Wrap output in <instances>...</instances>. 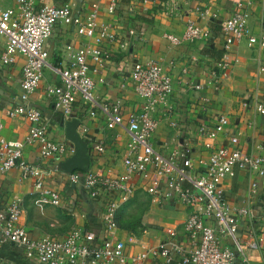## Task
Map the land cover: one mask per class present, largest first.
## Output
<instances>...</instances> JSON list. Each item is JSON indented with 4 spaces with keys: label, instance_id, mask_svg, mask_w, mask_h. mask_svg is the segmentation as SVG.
Returning <instances> with one entry per match:
<instances>
[{
    "label": "crops",
    "instance_id": "crops-1",
    "mask_svg": "<svg viewBox=\"0 0 264 264\" xmlns=\"http://www.w3.org/2000/svg\"><path fill=\"white\" fill-rule=\"evenodd\" d=\"M63 1L40 0L41 3L58 5ZM70 1L83 15L97 4L98 21L109 24L115 34L114 41L105 42L110 56L106 68L93 74L99 100L112 102L120 98L128 116L140 111L144 103L130 79L137 62L157 61L163 71L171 75L173 93L155 112L160 120L154 138L159 151L168 156L184 153L191 157L195 168L200 169L208 162L212 149L207 145V139L198 133V127L202 123L214 124L220 116L225 115L229 118V132L218 134L212 141V147L228 144L229 137L233 135L239 138L241 147L247 153H264V115L256 109L258 102H264V80L259 72V66H264V50L257 44H250L248 36L231 44L228 46L231 65L226 75L220 73L219 82L213 80L214 84L208 83V80H212L215 63L226 49L221 34L223 21L242 5L250 14L248 26L251 33L259 36L264 29V0H150L146 4L118 0L114 13L108 10L112 0ZM15 4L16 0H0L2 8ZM190 20L210 28L211 36L207 40L172 44L166 35H183ZM90 41L78 33L74 24L59 22L46 44L51 64L57 68L66 66V47L72 45L80 48ZM5 46L6 38L0 35V53ZM25 62V57L19 56L12 66L0 68L1 134L8 139L25 140L32 125L26 117H10L5 111L7 106L20 101V82ZM61 82L59 73L46 67L40 87L29 100L30 104L42 110L50 135L54 139L75 144L67 133L68 127L74 125L87 145L86 154L90 163L86 171L112 176L127 173L124 158L131 138L126 128H108L104 115L91 116L85 111L81 100L76 103L73 115L65 118L54 109L52 98L46 92L47 85H60ZM98 144L104 146L103 152L96 149ZM24 156L34 164L52 170L46 177V183L60 191L62 205L41 202L35 193L33 179H23L20 168H14L2 177L0 207L4 208L14 200L20 201L24 209L20 222L35 239L45 236L63 239L78 226L101 238L105 201L91 199L80 184L70 181L69 172L61 165L67 157L42 160L37 144H26ZM177 157L180 158V155ZM253 179H259V188L250 204L259 214L264 204V177L259 178L248 170H235L223 179L222 186L232 203L243 204L249 197ZM147 185L141 176L136 175L134 193L117 213L118 218L139 219L136 229L119 225L117 230V236L125 242L128 254L165 244L169 240L168 228L176 229L178 240L186 242L184 224L189 208L177 200L158 201L145 190ZM258 217L252 222L241 220L239 234L245 254L256 264H264V240L256 249L249 245L254 238L264 234V223L262 225ZM207 221L213 223L211 219ZM224 241L234 247L231 238L224 237ZM241 255L238 254V259ZM0 264L40 262L28 258L23 249L16 245L0 241ZM144 264L164 263L161 259H148Z\"/></svg>",
    "mask_w": 264,
    "mask_h": 264
},
{
    "label": "built area",
    "instance_id": "built-area-1",
    "mask_svg": "<svg viewBox=\"0 0 264 264\" xmlns=\"http://www.w3.org/2000/svg\"><path fill=\"white\" fill-rule=\"evenodd\" d=\"M132 1L146 4L150 0ZM117 4L118 0L111 1L110 13L115 12ZM249 15L240 5L223 21L221 34L226 49L215 63L209 84H214L213 80L219 82L220 73L226 75L231 65L228 50L231 44L248 36L250 44H257L264 50V29L259 36L252 34L248 26ZM98 20L97 4L83 15L70 0H64L60 5L41 3L40 0H16L14 6L0 7V35L6 38L5 49L0 53V68L12 66L19 56L26 59L20 82V101L7 106L5 111L10 117H26L32 124L25 140L8 139L1 134L3 120L0 117V195L4 174L20 168L23 179H33L35 193L41 202L62 205L60 191L46 183L52 170L34 164L24 156L26 144H37L42 160L56 156L67 157V160L76 153L73 144L50 135L42 110L29 103L31 94L41 85L46 67L56 70L62 80L60 85L46 86L56 111L70 118L76 103L81 100L91 116L102 113L108 128H126L131 138L124 158L127 173L112 176L76 170L67 174L73 184H80L89 193L91 199L105 201L101 238L79 226L63 239L50 236L32 238L20 222L23 206L14 200L4 208L0 207V241L23 249L28 258H35L40 264H144L148 259H161L164 264H256L245 254L239 230L241 220L252 222L259 216L258 220L262 225L264 223V204L259 214L250 204L258 192L259 179L251 181L249 197L243 204L232 203L226 197L222 182L235 170H248L259 178L264 177V153H247L239 138L233 135L228 144L212 147L218 134L229 132V118L225 115L214 124L202 123L198 127V133L207 139V145L212 149L208 162L199 170L191 157L184 153L168 156L159 151L154 143L160 125L155 112L173 93L172 77L157 61L137 62L130 79L136 94L143 99L141 110L127 116L120 98L112 102L99 100L93 74L106 68L110 56L105 42L114 41L115 34L109 24ZM59 22L74 24L78 33L91 41L80 48L68 45L67 64L57 68L50 62L46 44ZM211 34L210 28L190 20L183 35L167 34L166 37L172 44L180 45L188 40H207ZM259 72L264 80L263 65L259 66ZM256 109L264 115V102H258ZM96 149L105 150L100 144ZM136 175L148 183L145 190L158 201L177 200L189 208L184 224L186 242L178 240L176 229L168 228L169 240L165 244L127 253L125 242L117 236V213L120 206L132 197ZM224 237L231 238L234 247L226 244ZM263 240L264 234L254 238L249 245L253 249L259 248Z\"/></svg>",
    "mask_w": 264,
    "mask_h": 264
},
{
    "label": "water",
    "instance_id": "water-1",
    "mask_svg": "<svg viewBox=\"0 0 264 264\" xmlns=\"http://www.w3.org/2000/svg\"><path fill=\"white\" fill-rule=\"evenodd\" d=\"M68 137L75 141L73 144L76 148V153L72 157L68 158L66 162L61 165L63 169L69 173L76 170L86 171L90 163L89 156L86 154V143L82 140L74 128V125L68 127Z\"/></svg>",
    "mask_w": 264,
    "mask_h": 264
},
{
    "label": "trees",
    "instance_id": "trees-1",
    "mask_svg": "<svg viewBox=\"0 0 264 264\" xmlns=\"http://www.w3.org/2000/svg\"><path fill=\"white\" fill-rule=\"evenodd\" d=\"M122 216H120L119 218L117 217V221H118V224L121 225L122 227H125V228H128V229H136L138 227V221L139 219H135V220H126V219H122L121 218ZM132 221V222H131ZM142 221V220H141ZM134 226V227H133Z\"/></svg>",
    "mask_w": 264,
    "mask_h": 264
}]
</instances>
